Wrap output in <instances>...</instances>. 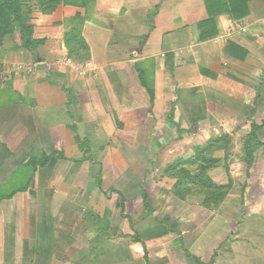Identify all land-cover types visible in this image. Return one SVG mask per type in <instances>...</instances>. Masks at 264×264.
<instances>
[{
  "label": "crops",
  "instance_id": "0c3cea01",
  "mask_svg": "<svg viewBox=\"0 0 264 264\" xmlns=\"http://www.w3.org/2000/svg\"><path fill=\"white\" fill-rule=\"evenodd\" d=\"M22 2L44 42L21 46L16 31L0 45V264H264V203L212 256L179 215L190 198L147 191L146 209L143 191L96 193L93 154L117 147L127 164L120 148L161 149L170 164L213 138L244 146L255 122L263 167L254 171L256 157L250 174L264 191V0L241 1L237 14L231 0Z\"/></svg>",
  "mask_w": 264,
  "mask_h": 264
},
{
  "label": "rangeland",
  "instance_id": "374dc122",
  "mask_svg": "<svg viewBox=\"0 0 264 264\" xmlns=\"http://www.w3.org/2000/svg\"><path fill=\"white\" fill-rule=\"evenodd\" d=\"M83 128L84 130L81 134L83 135L84 132L85 136L81 135L82 140L88 138L86 128L82 126ZM91 134H96L98 142L103 140L101 131L89 132V135ZM216 141L213 138L209 141L206 148H196L190 152L191 155H195L203 149L206 157L204 155L201 156L200 162L182 166L176 171L172 170L169 164H164L161 149H153L154 151L152 152L150 149L140 150L132 148L133 152L130 149L120 148L122 157H127V159L131 160V162L126 164L121 162L120 154L116 153L117 147L107 150L95 145L93 154L97 159L96 173L100 170V173L95 176V191L101 195V191H104L107 195L110 194L111 199L116 197L114 195L116 191H142L143 189L148 192L173 191L180 198H190V201L185 202L187 205H194V208L187 206L185 209L183 204H176L182 212L179 215L182 216L184 214V217L188 220L189 224L187 227L190 230V238L194 237L193 235L196 237L200 236H197L198 232H200L203 238V243L200 245L201 250L205 249L206 252H210L213 256L217 253L219 237L232 233L236 226H239L242 220L248 217V213L252 209L251 204L264 203V191L261 189L262 180L256 178V172L253 176L251 174L247 175L248 157L242 143L237 141V146L234 144L235 147L233 149H226L216 147L213 144ZM222 144L223 142L220 145ZM211 145L213 147L209 148ZM86 149V144L80 147V157L86 154ZM135 152L138 153L136 161L134 155L137 154ZM114 155L120 156V162L119 160L110 161L111 158H114ZM256 157L257 162L254 171L261 170L263 167V151L261 148L258 150ZM98 159H102V161L105 159L106 163L100 162L101 164H99ZM104 167H106V171L107 168L110 171H107V176L103 178L102 171H104ZM125 169L126 171L124 172ZM261 171L259 172L260 175ZM134 174L138 178L140 177V180L132 179ZM186 174L188 175L187 178L185 177ZM190 175H193V179L190 178ZM194 179L197 180L193 181ZM229 191L232 192L227 195ZM160 192L154 196V201L158 205V214L156 216L159 221L165 223L162 219H164L168 201H165V196H162ZM149 197H151L150 193ZM95 199V204L98 206L96 210H99L101 206L98 201L99 197L97 196ZM112 203L113 205L115 204L114 201ZM169 204L172 205V203ZM199 205L206 208L204 213H202L204 210H201V212L198 210L197 207ZM184 209L185 211L183 212ZM170 218L172 222L173 217ZM236 222L238 223L236 224ZM99 223L102 224V221L98 215L96 216V224ZM262 223L264 224V220ZM160 230L166 231V225H162Z\"/></svg>",
  "mask_w": 264,
  "mask_h": 264
},
{
  "label": "trees",
  "instance_id": "16d2710c",
  "mask_svg": "<svg viewBox=\"0 0 264 264\" xmlns=\"http://www.w3.org/2000/svg\"><path fill=\"white\" fill-rule=\"evenodd\" d=\"M42 1H45L49 7L53 8L56 4L61 3L63 0H42ZM213 1L214 0H206L208 5H209V3L213 2ZM231 1L234 2V4H232V9L234 11L236 9V14L239 11L241 12V8H242V2L241 1H244V0H231ZM23 7H24V5H23L22 0H0V45H2L3 39L7 34L13 35L16 31H20V33L22 35L21 46L36 47L39 44L44 42V40H42V39L37 40L33 37V27L30 24V15H29V12L25 11ZM28 39H30V40H28ZM16 47H20V46L16 45ZM259 130H260V126L257 123L252 122L250 131L248 133L247 139H246L244 147H243L245 149L246 155L248 157L247 175L250 174L251 167L254 166V164H255L256 154L263 144L259 140V133H258ZM75 138L78 142H80L81 144H84L85 140L82 141L80 135H76ZM221 143L222 142L218 143L216 141L213 144H215L216 147L219 144L218 147H220ZM206 147L207 146H205V148ZM210 147H213V146L211 145V146H209V148ZM86 152H88V151H86ZM200 152H202V154H200ZM200 152L198 154L191 155L188 157H179V158L175 159L174 161H172L171 164H169V167H172V170L176 171L177 169H179L182 166H186V165L191 164V163H198L201 161V156L204 155V157H206V153H203L204 152L203 149H201ZM84 157H86V156H84ZM32 162L34 163V165H38V164L44 165L47 162V160L45 162V161H37L36 159H34ZM187 176L188 175L186 174L185 177L187 178ZM190 178L193 179V175H190ZM196 180L197 179H194L193 181H196ZM142 191H143L145 207H146V209H149L148 192L145 189H143ZM121 214L123 216H126L125 215L124 202L122 203V213ZM135 239L140 240L138 233H136ZM145 257L148 260V254H147L146 247H145ZM194 258L196 259L197 264H206L200 258H198L196 256Z\"/></svg>",
  "mask_w": 264,
  "mask_h": 264
},
{
  "label": "water",
  "instance_id": "95a60500",
  "mask_svg": "<svg viewBox=\"0 0 264 264\" xmlns=\"http://www.w3.org/2000/svg\"><path fill=\"white\" fill-rule=\"evenodd\" d=\"M28 40H30V39H28Z\"/></svg>",
  "mask_w": 264,
  "mask_h": 264
}]
</instances>
